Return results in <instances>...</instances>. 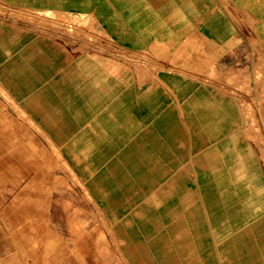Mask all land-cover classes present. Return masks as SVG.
<instances>
[{
  "label": "crops",
  "instance_id": "crops-1",
  "mask_svg": "<svg viewBox=\"0 0 264 264\" xmlns=\"http://www.w3.org/2000/svg\"><path fill=\"white\" fill-rule=\"evenodd\" d=\"M0 8V264H264L242 98L264 68V0ZM43 17L151 61L81 51Z\"/></svg>",
  "mask_w": 264,
  "mask_h": 264
},
{
  "label": "rangeland",
  "instance_id": "rangeland-1",
  "mask_svg": "<svg viewBox=\"0 0 264 264\" xmlns=\"http://www.w3.org/2000/svg\"><path fill=\"white\" fill-rule=\"evenodd\" d=\"M0 14H4V11L0 8ZM11 19L26 21L34 23L36 26L42 29H50L51 26L45 24L44 22H39L37 19H33V17H25L19 16L16 14L9 16ZM45 21L49 19L58 22L60 25H57V30L53 31L55 33H61L62 35H67L74 40L76 48L79 50H89V51H100V52H112L121 57H125V60L132 64H139V67L142 69V62H150V58L148 56L138 57L132 56L131 54L126 53L123 50L114 49L110 46L104 44L100 48L96 47L95 33L87 31V25H81L77 20H71L70 22L62 21L56 17H43ZM64 23V24H62ZM64 25V27H62ZM126 55V56H125ZM141 61V62H140ZM256 75V74H255ZM264 75V68L262 70V74L258 71V79H255L253 82L248 81L246 87L242 89V98L243 105L246 113V117L248 119V133L251 139L257 141V143L261 146V150L263 152L264 158V78L261 79V76Z\"/></svg>",
  "mask_w": 264,
  "mask_h": 264
},
{
  "label": "bare ground",
  "instance_id": "bare-ground-1",
  "mask_svg": "<svg viewBox=\"0 0 264 264\" xmlns=\"http://www.w3.org/2000/svg\"><path fill=\"white\" fill-rule=\"evenodd\" d=\"M218 6V5H217ZM211 8H213V7H211ZM221 12V11H220ZM78 16V15H77ZM107 35V34H106ZM2 113V112H1ZM15 121V120H14ZM5 160V159H4ZM8 161V160H7ZM57 162V161H56ZM7 163V162H6ZM8 164V163H7ZM55 166V165H54ZM21 170V169H20ZM27 170V169H26ZM25 172V171H24ZM23 172V173H24ZM32 173V172H31ZM27 176V175H26ZM47 179V178H46ZM54 181V180H53ZM53 183V182H52ZM48 222V221H47ZM69 222V221H68ZM47 230V229H46ZM40 234V233H39ZM46 235V234H45ZM79 242V241H78ZM84 252V251H83Z\"/></svg>",
  "mask_w": 264,
  "mask_h": 264
}]
</instances>
